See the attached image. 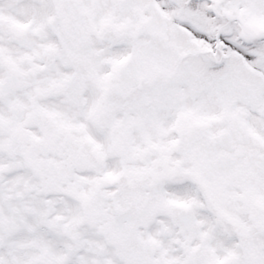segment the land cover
<instances>
[{
    "label": "snow or ice",
    "instance_id": "1",
    "mask_svg": "<svg viewBox=\"0 0 264 264\" xmlns=\"http://www.w3.org/2000/svg\"><path fill=\"white\" fill-rule=\"evenodd\" d=\"M0 264H264V0H0Z\"/></svg>",
    "mask_w": 264,
    "mask_h": 264
}]
</instances>
